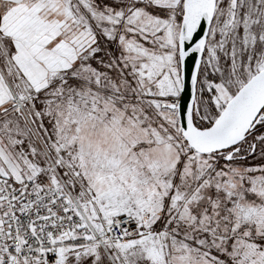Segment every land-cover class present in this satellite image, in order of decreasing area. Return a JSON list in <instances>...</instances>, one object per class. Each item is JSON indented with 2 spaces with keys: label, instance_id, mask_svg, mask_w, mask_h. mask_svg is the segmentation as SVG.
Listing matches in <instances>:
<instances>
[{
  "label": "snow or ice",
  "instance_id": "6c2138e0",
  "mask_svg": "<svg viewBox=\"0 0 264 264\" xmlns=\"http://www.w3.org/2000/svg\"><path fill=\"white\" fill-rule=\"evenodd\" d=\"M0 264H264V0H0Z\"/></svg>",
  "mask_w": 264,
  "mask_h": 264
}]
</instances>
